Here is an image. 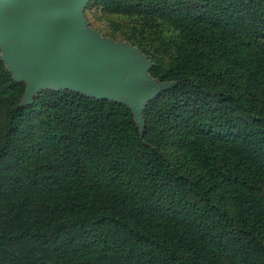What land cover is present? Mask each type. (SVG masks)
<instances>
[{
    "label": "trees",
    "instance_id": "obj_1",
    "mask_svg": "<svg viewBox=\"0 0 264 264\" xmlns=\"http://www.w3.org/2000/svg\"><path fill=\"white\" fill-rule=\"evenodd\" d=\"M92 9L175 84L140 136L125 105L68 90L18 106L0 61V264H264V0Z\"/></svg>",
    "mask_w": 264,
    "mask_h": 264
},
{
    "label": "water",
    "instance_id": "obj_2",
    "mask_svg": "<svg viewBox=\"0 0 264 264\" xmlns=\"http://www.w3.org/2000/svg\"><path fill=\"white\" fill-rule=\"evenodd\" d=\"M90 0H0V61L24 89L18 106L43 90L120 103L142 136L145 105L175 81L149 75L151 61L127 41L90 27Z\"/></svg>",
    "mask_w": 264,
    "mask_h": 264
},
{
    "label": "rangeland",
    "instance_id": "obj_3",
    "mask_svg": "<svg viewBox=\"0 0 264 264\" xmlns=\"http://www.w3.org/2000/svg\"><path fill=\"white\" fill-rule=\"evenodd\" d=\"M84 16L88 17V25L100 32L101 35L113 38L117 41L122 40L120 30L115 29L114 24L111 22V20H114L112 16L102 14L97 9L87 11ZM119 22L122 25H126V20L124 19H120Z\"/></svg>",
    "mask_w": 264,
    "mask_h": 264
}]
</instances>
